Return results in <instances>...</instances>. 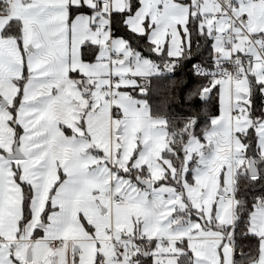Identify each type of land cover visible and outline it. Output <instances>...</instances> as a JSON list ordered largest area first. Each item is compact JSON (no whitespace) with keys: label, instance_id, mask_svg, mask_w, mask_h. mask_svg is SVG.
Masks as SVG:
<instances>
[{"label":"snow or ice","instance_id":"snow-or-ice-1","mask_svg":"<svg viewBox=\"0 0 264 264\" xmlns=\"http://www.w3.org/2000/svg\"><path fill=\"white\" fill-rule=\"evenodd\" d=\"M0 264H264V0H0Z\"/></svg>","mask_w":264,"mask_h":264},{"label":"rangeland","instance_id":"rangeland-1","mask_svg":"<svg viewBox=\"0 0 264 264\" xmlns=\"http://www.w3.org/2000/svg\"><path fill=\"white\" fill-rule=\"evenodd\" d=\"M90 215H92L93 218H94L98 223H100L101 225L107 223V218H106V217H105V218L98 217V216H96L94 213H92L91 210H90Z\"/></svg>","mask_w":264,"mask_h":264}]
</instances>
